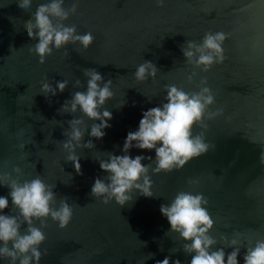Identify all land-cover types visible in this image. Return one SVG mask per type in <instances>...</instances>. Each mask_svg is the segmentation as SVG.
<instances>
[{
  "label": "water",
  "instance_id": "1",
  "mask_svg": "<svg viewBox=\"0 0 264 264\" xmlns=\"http://www.w3.org/2000/svg\"><path fill=\"white\" fill-rule=\"evenodd\" d=\"M19 3L0 0V175L18 180L39 175L54 185L52 207L66 200L73 208L64 228L45 219L40 264H154L164 256L189 264L184 241L168 231L159 211L179 191L206 197L213 247L223 246L222 236L239 232L242 257L245 247L264 239V0H64L63 7L75 4V11L63 23L79 34L90 32L93 40L86 49L79 42L54 48L43 63L30 51L36 43L26 34L31 13L19 11ZM206 32L224 34L223 59L202 70L181 49L187 41L199 43ZM146 60L157 71L139 81L133 73ZM85 69L111 81L113 95L102 108L112 118L99 139L88 135L99 121L79 109L61 110L75 91L86 89ZM57 81H67L62 92H42L44 82L55 87ZM171 84L187 93L210 89L214 102L191 129L193 136L202 135L207 151L179 169L153 173L154 151L132 148L130 155L143 154L142 163L151 165L153 196L133 189L124 204L93 196L95 178L108 182L98 160L123 154L126 133L136 129L142 110L165 101V86ZM74 118L85 128L75 148L80 174L62 147ZM89 140L93 146L84 147ZM8 191L0 187V195ZM10 210L9 199L4 211L13 214Z\"/></svg>",
  "mask_w": 264,
  "mask_h": 264
},
{
  "label": "clouds",
  "instance_id": "2",
  "mask_svg": "<svg viewBox=\"0 0 264 264\" xmlns=\"http://www.w3.org/2000/svg\"><path fill=\"white\" fill-rule=\"evenodd\" d=\"M157 2L162 3L163 0ZM34 4L36 7L32 11ZM63 4L64 0H46L43 3L20 0L18 4L19 11L31 13V19L25 25L26 34L30 39L35 38L36 43L30 51H34L41 63L54 48L79 42L86 49L92 43L90 32L79 34L74 25L63 23L69 11H75V4L71 9H65ZM223 39L221 32H206L199 43L187 41V46L181 51L188 63L202 65V70H207L214 62L222 61ZM156 71V66L146 60L137 65L133 75L142 81L148 76L154 77ZM84 75L88 78L86 89L75 91L71 99L61 105V110L76 112L79 109L87 118L99 121L93 122L88 131L90 137L99 139L105 135L103 130L110 127L108 121L112 118V113L102 108L113 95L111 81H103L102 75L95 69H85ZM79 83L77 80L76 84ZM66 84L67 81H57L53 87L44 82L41 90L45 95L51 93L54 96L57 91L62 92ZM165 89V101L142 110L136 129L126 133L121 149L123 154L108 153L106 160H98L100 169L108 173V182L95 178L90 188L93 196L104 201L114 198L120 204L131 199L129 193L133 189L146 197L153 196L152 181L148 175L151 165L142 163L146 159L143 154L130 155L132 148L154 151L153 173L179 169L188 160L207 151L209 145L202 135L193 136L191 129L194 123L201 121L207 106L214 102L210 89L203 87L198 92L187 93L174 84L166 85ZM68 124L69 130L64 133L67 139L62 142V147L67 151L66 159L80 174L75 148L81 146L85 128L80 118L71 119ZM92 146L91 140L84 144V147ZM14 171L19 172V169ZM4 186L9 191L7 195H0V260L6 259L8 264H40V245L46 238L42 231L45 219L51 217L58 227L64 228L72 218L73 208L66 200H61L58 207H52L54 185L46 183L39 175L18 180L5 173L0 175V187ZM9 199L13 214L4 211L9 207ZM206 205L207 199L202 193L179 191L169 203H162L159 207L168 222V231L178 233L184 241L182 250L190 254L189 264H240L241 259L242 264H264V239H257L245 247L242 257L238 246L241 242L239 232H234L232 238L222 236L223 246L213 247L217 240L209 233L214 221ZM34 220H39L41 226H35ZM225 247L231 250L226 252ZM151 256L149 253L146 258ZM154 264H180V261L164 256Z\"/></svg>",
  "mask_w": 264,
  "mask_h": 264
}]
</instances>
